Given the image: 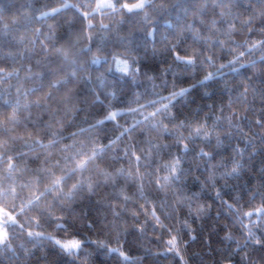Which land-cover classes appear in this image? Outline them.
Returning <instances> with one entry per match:
<instances>
[{
  "label": "snow or ice",
  "instance_id": "snow-or-ice-1",
  "mask_svg": "<svg viewBox=\"0 0 264 264\" xmlns=\"http://www.w3.org/2000/svg\"><path fill=\"white\" fill-rule=\"evenodd\" d=\"M149 51L171 60L163 76L142 72ZM245 69L259 72V88L247 76L218 113L180 118L194 88ZM198 71L202 79L178 86ZM141 76L151 90L115 103L141 86ZM125 116L133 123L121 125ZM234 139L225 156V141ZM257 152L264 153V0H48L0 16V264H27V245L38 243L61 257L50 264H92L101 253L112 264H143L125 248L149 227L167 231L163 255L188 264L181 232L196 239L188 220L165 221L185 207L206 215V187L239 225L238 235L229 230L221 239L217 264H264V170L247 188L231 186V202L216 188L238 180ZM201 169L200 192H190L187 178ZM101 190L96 215L77 216Z\"/></svg>",
  "mask_w": 264,
  "mask_h": 264
},
{
  "label": "trees",
  "instance_id": "trees-1",
  "mask_svg": "<svg viewBox=\"0 0 264 264\" xmlns=\"http://www.w3.org/2000/svg\"><path fill=\"white\" fill-rule=\"evenodd\" d=\"M71 3L77 2V0H69ZM82 2H87V0H82ZM48 3V0H0V16L11 18L15 15L18 8L21 5H33L36 8H40L43 4ZM94 3V0H92ZM55 6V5H53ZM23 10V9H22ZM38 14V13H37ZM99 16L96 18V23H99ZM51 23L52 21H48ZM108 23V20L104 21ZM38 26V25H37ZM129 25H125L127 30ZM242 39V37H240ZM157 47H161L159 44ZM230 57H226L228 59ZM225 62V61H221ZM171 60L167 58L166 55L158 54L155 57L151 55L149 51L148 56L145 58L143 53L141 54V69L142 72L147 73L148 75H154L156 77L163 76L165 70L169 67ZM105 68L107 66H104ZM103 71L104 69H100ZM205 73L203 71H198L195 75V78H192L189 74H185L184 77L180 80L178 86L181 87H190L192 84L196 83L199 79H202ZM255 75L253 80V85L257 88L261 86V76L258 71L254 72L252 69H245L238 76H227L223 80H216L209 82L208 87L194 88L191 94L188 97V103L181 110L180 118L197 116L198 118H203L205 113L212 115L213 113H218V110L221 106H227L230 90L237 89L242 91L241 82L244 81L245 77ZM167 80L169 86L173 82L172 72L169 71L167 74ZM157 84L161 83V80L158 78L155 81ZM139 88L130 87L128 89L129 95L126 96L123 101L118 97V105H127V103L134 99V93L144 92L145 87L151 90V83L148 82L143 76L140 77ZM162 95H168V91L163 89H157ZM207 93V94H206ZM155 97H147L146 99H153ZM146 99H141V103H145ZM135 107V104H132ZM257 110L259 109V104L256 105ZM256 115L252 114L251 119H255ZM121 125L127 124L130 125L133 123V119L130 116H125L118 118ZM211 122V121H209ZM247 124V121L244 122ZM109 130H111L114 125L110 124ZM74 129H70L72 131ZM247 131V128H245ZM67 134V133H66ZM164 143H171V140H165ZM240 146L243 147V141L240 140ZM237 141L234 139L232 141H225L224 149H221L222 154L225 156L231 155V147L234 146ZM175 151V149H173ZM251 151V150H250ZM119 166V165H117ZM127 165L125 164V167ZM187 166V165H186ZM264 170V153L257 152V154L252 157L249 164L247 165L246 171L238 180H232L228 182V186H225L224 181H219L216 188L221 191L222 198L224 200H229L230 195L232 194L231 186L236 188H247L252 183L258 182V177L260 173ZM206 173L201 169L200 171H193V173L187 178V186L190 192H200V184L197 182L196 177H200L201 180L204 179ZM105 197V192L101 190L97 195L93 196L90 200H84L79 206L75 209L77 216L80 213H88L91 216L96 215V210L94 205L97 201H102ZM229 202H231L229 200ZM200 203L205 205H211L210 211L203 217L197 218L195 215H189L188 210L185 207L182 211H179L173 216V219L170 221H165V223H175L176 218L180 221V227H182L183 221L188 220L191 229L193 230L191 235L195 236L196 239L192 240L191 236L187 234L188 230L183 229L181 232L182 240L181 245L184 247V257L188 261V264H217V261L220 260L219 250L224 247L221 244V239L224 237L227 231L231 230L234 234L238 235L236 231L239 228V225L233 227L232 217L228 215L226 207L220 203V200L216 197V189L211 187H206L201 193ZM69 223L73 222V217H67ZM88 220L76 221V227H81V224L88 223ZM47 231L51 232L52 228H48ZM169 238L166 230L156 229L153 231L151 227L148 228V231L139 244H134L126 246L125 250L129 251V254L132 259L143 258V264H180L179 258H173V254L163 255L164 253V242ZM113 239V246H116V241ZM19 242V241H18ZM120 243H124L122 238ZM186 245V246H185ZM27 247L33 252V255L30 258H27V264H50L51 261L55 260L57 262L61 261V257L56 255L51 245L44 244L41 247L38 244H28ZM234 247V245H233ZM255 258L259 260L260 253H255ZM113 257H109L105 253L98 254L92 258V264H112ZM118 259V258H116ZM237 261L239 257L235 258Z\"/></svg>",
  "mask_w": 264,
  "mask_h": 264
}]
</instances>
